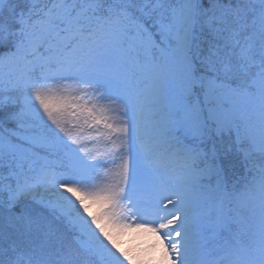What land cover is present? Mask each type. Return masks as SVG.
I'll list each match as a JSON object with an SVG mask.
<instances>
[{
	"label": "snow or ice",
	"instance_id": "1",
	"mask_svg": "<svg viewBox=\"0 0 264 264\" xmlns=\"http://www.w3.org/2000/svg\"><path fill=\"white\" fill-rule=\"evenodd\" d=\"M0 145V264H264V0H0Z\"/></svg>",
	"mask_w": 264,
	"mask_h": 264
},
{
	"label": "rangeland",
	"instance_id": "2",
	"mask_svg": "<svg viewBox=\"0 0 264 264\" xmlns=\"http://www.w3.org/2000/svg\"><path fill=\"white\" fill-rule=\"evenodd\" d=\"M53 2H55V0H45L43 3L51 4ZM77 2H80V0H77ZM41 6H43V4ZM0 147H2V145H0ZM97 155H99V153H97ZM144 162L147 163V165L151 163V161ZM114 173L115 168H113L110 173L105 174L108 177V179L105 180L106 183H111L113 179H116ZM5 174H7V169H5ZM93 210H95V206H93ZM144 219L147 221L155 220L156 214L153 211H148ZM118 242L121 246V250L128 251L129 254L134 257L135 264H161L163 245L155 234L137 231L132 228L118 237ZM153 245L155 247H153ZM125 264H128V262L125 261Z\"/></svg>",
	"mask_w": 264,
	"mask_h": 264
},
{
	"label": "trees",
	"instance_id": "3",
	"mask_svg": "<svg viewBox=\"0 0 264 264\" xmlns=\"http://www.w3.org/2000/svg\"><path fill=\"white\" fill-rule=\"evenodd\" d=\"M44 1L45 0H41V3H43ZM27 2L28 0H13V3L19 4L21 7L27 4ZM233 3H235V0H233ZM14 127L15 125L12 123L9 122L5 123L6 130ZM223 147L224 149H228L229 147H232V153L229 158L230 162L226 164V169H227L226 178L229 182V187H231L233 184H236L237 186H242L243 183L245 182V179L247 178V173L239 164L238 157L235 152V146L232 145L231 140L227 136L223 138ZM21 210H24L31 215L42 218L47 224H50L55 231L59 232L62 238L68 244H72L74 242L75 236L71 232L70 228H68L64 222L53 218L48 213V211L43 209L40 205L35 204L32 201H26L23 204L19 205L17 209H15L14 211H16L17 214H19ZM5 216L7 217V213H5Z\"/></svg>",
	"mask_w": 264,
	"mask_h": 264
}]
</instances>
